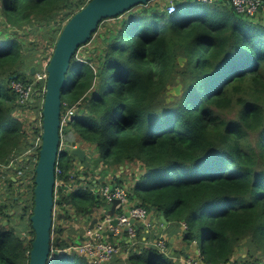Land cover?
Returning a JSON list of instances; mask_svg holds the SVG:
<instances>
[{"label":"trees","instance_id":"obj_1","mask_svg":"<svg viewBox=\"0 0 264 264\" xmlns=\"http://www.w3.org/2000/svg\"><path fill=\"white\" fill-rule=\"evenodd\" d=\"M89 1L0 0V189L11 195L0 200V264L29 261L44 101L42 82L24 104L11 83H34L64 25ZM167 1L103 20L87 42L97 37L100 45L79 56L83 45L71 58L61 117L70 108L74 114L62 133L94 147L100 163L93 168L95 158L81 163L60 151L48 264H90L68 248L83 241L94 214L109 210L98 188L124 186L120 168L131 164L140 174L127 186L128 203L163 214L166 234L180 233L183 246L173 255L169 239L167 254L143 246L159 234L138 225L132 244L120 243L129 251L103 264H264V2L247 16L189 0H174L170 15ZM177 78L181 96L166 102ZM22 114L35 121L26 124ZM76 217H87L85 228L71 226L61 238L62 224L75 225Z\"/></svg>","mask_w":264,"mask_h":264},{"label":"water","instance_id":"obj_2","mask_svg":"<svg viewBox=\"0 0 264 264\" xmlns=\"http://www.w3.org/2000/svg\"><path fill=\"white\" fill-rule=\"evenodd\" d=\"M151 1L154 0H90L64 25L58 37L52 56L47 64L48 76L42 105L41 146L34 169V199L30 217L34 239L29 252L28 264H48L49 262L56 178L55 169L60 153L61 99L67 93L68 83L66 75L70 67L71 58L81 46L87 44L103 20L123 15L134 7L145 6ZM8 33L10 35H25V33L15 28H10ZM177 61L180 67L184 66V57H179ZM34 72L35 68L32 67L31 74L33 75ZM176 83L177 85L167 86L166 102H171L175 97L181 96L182 84L180 83V78L176 79ZM88 149L93 150L95 148L89 145L66 147V150L81 163H84L88 157ZM92 162L93 166H97L100 159L95 158ZM110 191H112V186H110ZM118 205L119 201L112 200L110 210L106 211L103 216H114L115 208ZM128 215L126 213V216ZM97 221L93 220L89 227L93 228ZM161 222L163 227L168 223L163 214H161ZM117 223V219L111 222L113 226H116ZM131 223H135L134 219H131ZM124 231H126V228ZM162 231L163 228L160 229V232ZM110 234V232L106 231L103 235L105 237ZM172 239L170 242H172Z\"/></svg>","mask_w":264,"mask_h":264},{"label":"built area","instance_id":"obj_3","mask_svg":"<svg viewBox=\"0 0 264 264\" xmlns=\"http://www.w3.org/2000/svg\"><path fill=\"white\" fill-rule=\"evenodd\" d=\"M169 4L167 6V13L174 14L176 12V6L174 5V0H168ZM187 1V0H183ZM195 1L202 4L212 5L217 2H221L232 7L237 13L244 14L247 16H253L262 6L263 0H189ZM47 65H45L39 73L34 76L33 84H23L20 82H12L11 88L18 95L19 102L24 104L27 103L34 94L41 90L45 95L46 90V80H47ZM42 82V87L40 90L34 89L35 84ZM74 108L67 110L66 115L61 117V141L59 145V151L66 148L64 141V135L62 133V127L66 124V121L70 116H73ZM33 121L34 117L32 118ZM42 121V113L38 118V122ZM39 123V124H40ZM42 134V132H41ZM41 146V135L36 136L33 151L37 150V147ZM58 169L56 167L55 174H57ZM56 187V183H55ZM99 193L105 198L106 202L111 203L112 200L119 201L117 209H121L122 213L120 215H115L114 217L105 216L101 221L97 222L93 228H87L83 236V241H79L76 244H72L68 250L76 252L78 255L85 257L90 264H103L109 262L112 258L119 255L121 251L120 243L122 239L129 240L131 243L136 237V228L131 223V219H134L136 224H140L143 228V232L148 233L151 230V224L146 221L148 212L139 206L129 207L128 203V188L123 186H114L110 192L109 186H105L99 189ZM126 212L129 214L126 216ZM54 214V210H53ZM117 219L118 223L113 226L111 222L113 219ZM184 226V225H183ZM126 228L125 235H123V229ZM185 228V226H184ZM108 231L111 233L113 241H108L104 237V233ZM54 237V235H53ZM52 238V237H51ZM150 245H153L160 249L162 252L166 253V245L164 238L161 235L154 240ZM189 264H195L189 261Z\"/></svg>","mask_w":264,"mask_h":264},{"label":"crops","instance_id":"obj_4","mask_svg":"<svg viewBox=\"0 0 264 264\" xmlns=\"http://www.w3.org/2000/svg\"><path fill=\"white\" fill-rule=\"evenodd\" d=\"M65 142H66V147L67 146H73V145L80 146V143H81L79 141L78 137H76L72 133H68V134L65 135ZM96 155L97 154H95V157H96ZM120 173H123V178L125 179V181H128L130 184H132V182L139 177L140 167L137 164L127 165V166H125L124 170H123V168L122 169L120 168ZM117 176H119V174H117ZM130 205L131 204H129V206ZM100 215L101 214H99V213L98 214H94V219L95 218H99ZM87 220H88L87 217H85V218L84 217H82V218H80V217L77 218L76 217L75 220H74L76 222L75 225H73V221H69V223H63L62 224L63 231L61 232L60 237L61 238H67L68 230H70L71 226L72 227L77 226L78 228H81V229H83V227L85 228L84 224L87 222ZM146 221L151 224L152 231H155L156 233L158 232V234H162L161 237H163L164 239L171 240L173 238L172 242H170L171 249H169L170 252H171V255L174 254V250L182 248L183 245H182V242H181V234L177 233L174 236H169L168 234H166V231L168 230V228L170 226V223H166V225L163 227V223L161 222V214H156L154 211H152L151 213H149L147 215ZM89 224L90 223L88 221L87 225H89ZM161 228H163L162 232H160ZM152 242L153 241H148L147 242V241L143 240L141 242V244L143 246H150V244ZM186 249H188V248H186ZM125 251H129V247L128 248H123V253L122 254H124ZM166 251H167V249H166Z\"/></svg>","mask_w":264,"mask_h":264},{"label":"rangeland","instance_id":"obj_5","mask_svg":"<svg viewBox=\"0 0 264 264\" xmlns=\"http://www.w3.org/2000/svg\"><path fill=\"white\" fill-rule=\"evenodd\" d=\"M163 2V1H162ZM167 3L169 4V1H167ZM30 40H34L35 42H41L42 41V36H33V37H31L30 38ZM98 45H100V43H99V40L97 39V37L94 39V41H92L90 44H87V45H85L84 47H81L80 48V51H79V56H82V55H85L83 52L84 51H87V50H89V49H92V48H94V47H96V46H98ZM38 73H39V71H38ZM37 74V72L35 73V75ZM170 85H175L174 84V82H172V83H170ZM14 116H17V115H14ZM19 118L23 121V122H25L26 124H27V121L28 120H30L31 121V119L33 118V116L32 115H27V116H25V115H20L19 116ZM87 153H88V157H93V158H96L95 157V154H96V149H93V150H91V149H88L87 150ZM100 163V162H99ZM92 164H93V162H92ZM99 165V164H98ZM97 165V166H98ZM21 166V165H20ZM92 167L93 168H95L93 165H92ZM26 173L25 171H21V173ZM9 175H11V173L9 174ZM2 177H0V185H2V179H1ZM110 179H104V181L106 182V181H109ZM128 184L130 185V183L128 182V181H126L125 183H124V186L123 187H125V188H127V186H128ZM101 187V186H100ZM99 187V188H100ZM12 190L13 191H11L12 192V195H14V196H19V199L21 200L22 198H20L21 197V194H20V190H23V188H19V186L18 185H15V187L13 186L12 187ZM3 192V190L2 189H0V200H4L3 198H7V197H9V196H11V195H7V194H5V193H2ZM10 201H7V203H9ZM17 204L18 205H21V203H18L17 202Z\"/></svg>","mask_w":264,"mask_h":264},{"label":"clouds","instance_id":"obj_6","mask_svg":"<svg viewBox=\"0 0 264 264\" xmlns=\"http://www.w3.org/2000/svg\"><path fill=\"white\" fill-rule=\"evenodd\" d=\"M60 135H61V132H60ZM60 141H61V138H60ZM64 141H65V137H64ZM65 144H66V142H65ZM65 146H66V145H65ZM65 149H66V148H65ZM56 166H57V165H56ZM105 186H109V188H110V186H112V189H113V187H114L113 185H108V184H107V185L101 186L100 188L105 187ZM100 188H98V190H97L98 193H99V189H100ZM54 190H55V187H54ZM110 192H111V191H110ZM99 194H100V193H99ZM100 195H101V194H100ZM101 196H102V195H101ZM102 197H103V196H102ZM114 200H115V199H114ZM107 203H108V202H107ZM108 204L110 205V208H111V203H108ZM127 205L129 206V203H127ZM133 206L136 207V206H139V205H138V204H135V205H130L129 207H133ZM139 207H140V206H139ZM110 208H109V210H110ZM53 210H54V209H53ZM116 210H117V207L115 208L114 216H115V215L117 216V214H116ZM105 212H106V211H105ZM105 212H103V213L100 215L99 218H95V219H93V220H98L97 222L101 221L105 216H108V215H104V216H103V214H104ZM126 213H127V212H126ZM148 214H149V213H148ZM53 216H54V214H53ZM101 216H102V217H101ZM114 216H112V217H114ZM109 217H110V216H109ZM114 219H115V218H114ZM114 219H113V220H114ZM53 220H54V218H53ZM93 220H92V221H93ZM92 221H91V222H92ZM130 221H131V220H130ZM91 222H90V224H91ZM97 222H96V223H97ZM96 223H95V224H96ZM90 224L87 225V228L90 226ZM95 224H94V225H95ZM133 225H134V226H138V225H140V224H136V223H134ZM182 227H183V229H185L183 225H182ZM52 228H53V224H52ZM87 228H86V229H87ZM89 228H90V227H89ZM124 229H125V228H124ZM124 229H123V232H124L123 235H125V232H126V231H124ZM85 231H86V230H85ZM84 234H85V233H84ZM160 235H162V234H159V236H160ZM83 236H84V235H83ZM159 236H158V237H159ZM51 237H53V236L51 235ZM107 237H108V238H107ZM105 238H107L108 241H113V238H112L111 234L105 236ZM162 238H163V237H162ZM51 240H52V238H51ZM122 240H126V239L124 238V239H122ZM164 240H165V239H164ZM126 241H127V243H129V242H128L129 240H126ZM130 244H132V243H130ZM120 247H121V251H122L123 247H122V246H120ZM188 262H189V261H188ZM193 263H194V262H193ZM195 264H196V263H195Z\"/></svg>","mask_w":264,"mask_h":264}]
</instances>
